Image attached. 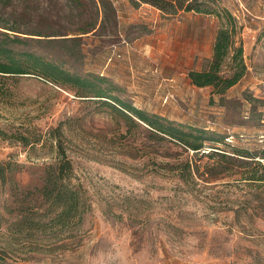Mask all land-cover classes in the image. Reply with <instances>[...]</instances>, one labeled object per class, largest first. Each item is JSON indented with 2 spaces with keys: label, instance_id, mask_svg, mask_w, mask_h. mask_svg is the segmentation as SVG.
I'll use <instances>...</instances> for the list:
<instances>
[{
  "label": "rangeland",
  "instance_id": "1",
  "mask_svg": "<svg viewBox=\"0 0 264 264\" xmlns=\"http://www.w3.org/2000/svg\"><path fill=\"white\" fill-rule=\"evenodd\" d=\"M80 2L0 0V23L30 37L21 48L80 75H103L121 99L175 123L206 127L229 144L208 145L228 153L232 144L262 147L264 0L219 1L242 25L238 37L256 65L223 100L188 77L211 57L214 15H170L146 0H105L98 11L92 0ZM93 20L94 30L78 34ZM37 30L58 35L25 34ZM60 37L69 39L51 40ZM1 84L3 263L264 264V221L257 209L244 207L250 189L234 165L154 141L138 120L128 132L105 105L36 75L7 76ZM248 92L258 100H245ZM58 125L72 162L66 181L86 207L71 225L54 221L57 210L40 193L46 167L57 162L49 132ZM21 136L30 143L19 142Z\"/></svg>",
  "mask_w": 264,
  "mask_h": 264
},
{
  "label": "trees",
  "instance_id": "2",
  "mask_svg": "<svg viewBox=\"0 0 264 264\" xmlns=\"http://www.w3.org/2000/svg\"><path fill=\"white\" fill-rule=\"evenodd\" d=\"M11 0H6V5ZM80 4V0H73ZM220 0H146L166 14L176 15L180 11L195 12L204 15H214L218 20V27L212 46L211 57L200 70H189L188 77L193 85L197 87H210L212 94H217L223 100L227 90L236 84L246 73L247 66L243 57V42L238 37L242 25L237 18L226 7L219 5ZM93 5L105 6V0H92ZM96 20L90 21L87 27L80 28L79 33H87L94 30ZM19 30L6 23H0V78L7 76H21L33 74L60 86H66L76 96L87 98L105 105L113 115L123 119L127 124V131L136 125V120L144 123L150 130V137L154 141L169 140L174 144H180L185 151L194 154L216 156L221 162H225L228 168L234 165L239 178L246 183L250 189L248 195L243 196L245 208H253L260 214L264 221V140L261 148L251 150L246 147L230 145L231 153L225 149L216 147L214 144L225 142V136L215 134L206 127L188 126L175 123L158 114H149L144 110L132 105L113 94V85L107 77L98 74L80 75L65 69L57 60L48 59L46 56L29 49H23L20 45H28L29 38L20 36ZM25 33V32H24ZM37 36H54L58 34H46L37 30ZM78 39L79 36L70 37ZM66 41L68 37L51 38V40ZM6 92L0 85V94ZM245 100H258L252 92L244 93ZM112 103H111V102ZM252 111V110H251ZM61 126L58 125L50 130L51 139L55 141L54 151L57 162L55 165L47 166L44 183L40 188L43 199L49 203L53 210L54 221L62 225L76 224L81 221L85 211L79 191L67 183L72 171V162L65 154L64 148L59 140ZM19 142L28 145L30 140L19 137ZM35 141V140H34ZM213 145H208L209 143ZM212 152H205L207 147ZM220 149L213 150V149ZM185 170L190 169V159L185 161ZM191 170V169H190ZM0 168V174L3 175ZM66 178V179H65ZM253 190V191H252ZM3 253L0 252V264L4 261Z\"/></svg>",
  "mask_w": 264,
  "mask_h": 264
},
{
  "label": "crops",
  "instance_id": "3",
  "mask_svg": "<svg viewBox=\"0 0 264 264\" xmlns=\"http://www.w3.org/2000/svg\"><path fill=\"white\" fill-rule=\"evenodd\" d=\"M243 48H244L243 57H244V61H245L246 66H247V71H246L245 75H244V76H243V77H242V78H241L236 84H234L232 87H230V88L227 90L226 94L229 93V92H231L232 89H234V88H236L237 86H239L240 83H242V82H244L246 79L250 78V77H251L250 75H252L251 73L254 72V71H256V70H255V69H256V65L248 62V61H250V58H251V56H250V49L247 50V47H246L245 44H243ZM248 83H249V82H248ZM245 86H246V85H245ZM247 86H248V85H247ZM249 87L251 88L250 85H249ZM243 88H244V87H243Z\"/></svg>",
  "mask_w": 264,
  "mask_h": 264
}]
</instances>
